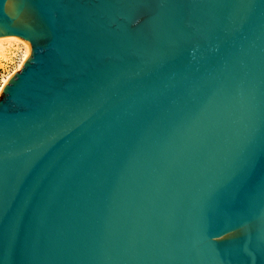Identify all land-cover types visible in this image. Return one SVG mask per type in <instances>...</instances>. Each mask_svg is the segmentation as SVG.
<instances>
[{
  "label": "water",
  "instance_id": "obj_1",
  "mask_svg": "<svg viewBox=\"0 0 264 264\" xmlns=\"http://www.w3.org/2000/svg\"><path fill=\"white\" fill-rule=\"evenodd\" d=\"M0 37V264H264V0H0Z\"/></svg>",
  "mask_w": 264,
  "mask_h": 264
},
{
  "label": "bare ground",
  "instance_id": "obj_2",
  "mask_svg": "<svg viewBox=\"0 0 264 264\" xmlns=\"http://www.w3.org/2000/svg\"><path fill=\"white\" fill-rule=\"evenodd\" d=\"M23 45L24 51L22 54V59L20 60V63L16 67V69L7 75H4L0 82V95L2 93V90L5 86V84L9 81V79L20 69L24 67V65L29 61L31 57V49L30 45L17 37H0V66L4 69L6 66L5 64L8 62V56L10 55V52L14 45Z\"/></svg>",
  "mask_w": 264,
  "mask_h": 264
},
{
  "label": "rangeland",
  "instance_id": "obj_3",
  "mask_svg": "<svg viewBox=\"0 0 264 264\" xmlns=\"http://www.w3.org/2000/svg\"><path fill=\"white\" fill-rule=\"evenodd\" d=\"M24 46L14 45L12 50L10 52V55L8 56V62L5 64L6 66L4 69L0 66L1 76H0V82L4 75H7L8 73L14 71L18 64L20 63V60L22 59V54L24 51Z\"/></svg>",
  "mask_w": 264,
  "mask_h": 264
},
{
  "label": "trees",
  "instance_id": "obj_4",
  "mask_svg": "<svg viewBox=\"0 0 264 264\" xmlns=\"http://www.w3.org/2000/svg\"><path fill=\"white\" fill-rule=\"evenodd\" d=\"M0 76H1V71H0Z\"/></svg>",
  "mask_w": 264,
  "mask_h": 264
}]
</instances>
